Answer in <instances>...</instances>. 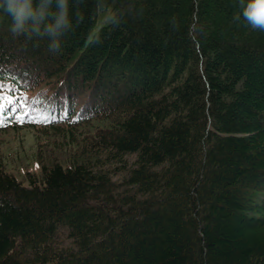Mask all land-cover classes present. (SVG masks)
I'll list each match as a JSON object with an SVG mask.
<instances>
[{
	"label": "trees",
	"instance_id": "1",
	"mask_svg": "<svg viewBox=\"0 0 264 264\" xmlns=\"http://www.w3.org/2000/svg\"><path fill=\"white\" fill-rule=\"evenodd\" d=\"M242 3L69 0L55 53L0 10V136L106 126L27 183L0 160V264H264V31Z\"/></svg>",
	"mask_w": 264,
	"mask_h": 264
},
{
	"label": "rangeland",
	"instance_id": "2",
	"mask_svg": "<svg viewBox=\"0 0 264 264\" xmlns=\"http://www.w3.org/2000/svg\"><path fill=\"white\" fill-rule=\"evenodd\" d=\"M98 127L106 126L105 123H98L72 133L63 131L49 135L33 130L9 131L0 136L1 165L18 180L27 183V174L40 175V163L46 159L66 163L72 155L84 158L85 151H90L87 146L89 139ZM65 237V234H61L62 240Z\"/></svg>",
	"mask_w": 264,
	"mask_h": 264
},
{
	"label": "clouds",
	"instance_id": "3",
	"mask_svg": "<svg viewBox=\"0 0 264 264\" xmlns=\"http://www.w3.org/2000/svg\"><path fill=\"white\" fill-rule=\"evenodd\" d=\"M241 8L246 24L264 31V0H247ZM0 10L11 17L13 36L46 38L53 53L59 51L65 32L71 27L69 0H0Z\"/></svg>",
	"mask_w": 264,
	"mask_h": 264
},
{
	"label": "snow or ice",
	"instance_id": "4",
	"mask_svg": "<svg viewBox=\"0 0 264 264\" xmlns=\"http://www.w3.org/2000/svg\"><path fill=\"white\" fill-rule=\"evenodd\" d=\"M0 87H2V85H0ZM5 97L0 96V101L4 100ZM11 103V102H9ZM6 115H7V108L3 105L0 104V127L6 126V124L8 123V120L6 119ZM16 119L19 122H24V117H16ZM55 117L52 116H45V115H41L39 117L36 118V120L38 122H44V123H48L51 122L52 120H54ZM30 122H31V118H29Z\"/></svg>",
	"mask_w": 264,
	"mask_h": 264
}]
</instances>
